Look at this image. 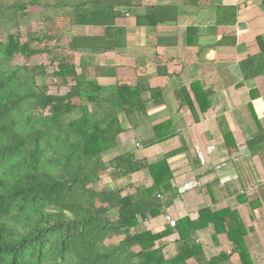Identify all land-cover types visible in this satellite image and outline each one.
Instances as JSON below:
<instances>
[{
	"label": "trees",
	"instance_id": "16d2710c",
	"mask_svg": "<svg viewBox=\"0 0 264 264\" xmlns=\"http://www.w3.org/2000/svg\"><path fill=\"white\" fill-rule=\"evenodd\" d=\"M131 1L0 0V15L12 8L9 13L26 15L34 8L46 22L61 21L66 33L75 26L103 28L101 36L68 33L51 59L55 69L49 75L56 87L67 89L62 94H50L36 83L37 76L47 74L44 65L13 63L17 57L51 55L46 46L31 45L48 41V35L29 34L21 41L16 30L0 41V264H190V258L216 264L225 256L206 259L193 238L209 222L213 235H226L241 264H251L235 211L204 207L195 220L182 218L171 229L153 233L143 227L141 221L160 215L171 202L167 156L147 163L127 152L104 161L116 147L123 122L134 127L145 113L143 93L154 99L160 92L138 83L99 84L91 77L113 75V68H84L74 62L75 54L122 47L125 30L114 24L121 15L116 8ZM174 18L169 8L148 7L136 23L155 26ZM152 130L143 145L174 135L168 122ZM263 140L258 132L247 147L254 152ZM141 170L148 171L150 185L110 188L101 182L105 174L120 178ZM173 229L176 253L166 258L158 241Z\"/></svg>",
	"mask_w": 264,
	"mask_h": 264
},
{
	"label": "crops",
	"instance_id": "0c3cea01",
	"mask_svg": "<svg viewBox=\"0 0 264 264\" xmlns=\"http://www.w3.org/2000/svg\"><path fill=\"white\" fill-rule=\"evenodd\" d=\"M131 2L116 8L121 15L114 24L125 30L122 47L75 54L74 62L84 68H113V75L91 77L99 84L138 83L160 92L154 99L143 93L145 113L134 127L123 122L108 160L127 152L147 163L167 156L171 202L160 215L141 221L145 229L165 230V215L177 222L195 220L204 207L229 209L243 226L251 264H264V140L254 152L247 147L258 132L264 138V0ZM160 6L175 18L155 26L136 23L146 8ZM70 32L101 36L103 28L75 26ZM161 122H168L174 135L143 145ZM115 179L132 186L151 183L147 170ZM187 182L195 186L181 191ZM213 234L210 222L194 232L204 257L223 254L216 264H241L226 235ZM177 239L173 229L158 241L166 258L176 253Z\"/></svg>",
	"mask_w": 264,
	"mask_h": 264
},
{
	"label": "rangeland",
	"instance_id": "374dc122",
	"mask_svg": "<svg viewBox=\"0 0 264 264\" xmlns=\"http://www.w3.org/2000/svg\"><path fill=\"white\" fill-rule=\"evenodd\" d=\"M7 4H9V2H7ZM13 10V8L8 9L7 11H3V14L0 15V41H4L7 34L14 33L16 30H18L21 36V41H25L29 34L37 35L41 38L48 35L50 37L48 41L45 42L44 40L41 43L32 42L31 45L38 47L46 46L47 49H51V55L42 53L40 55L30 57L29 59L17 57L13 59V63L18 65H44L47 74L45 76H37L36 83L38 85L46 86L48 93L50 94L64 93L67 89L64 87H56L52 81V77L49 75L52 70L55 69V62L51 63V59L55 56V54L61 52L60 47L64 46L68 40L69 34L64 32V30L61 28L63 27V23L61 21L46 22L40 19L37 10L34 8L27 9L28 11H26V15L17 11L14 14L9 13ZM107 160L108 156L106 155L104 156L105 163ZM101 182L110 188L119 187L126 184L123 180L108 178L104 175L101 178Z\"/></svg>",
	"mask_w": 264,
	"mask_h": 264
},
{
	"label": "built area",
	"instance_id": "2783aa9c",
	"mask_svg": "<svg viewBox=\"0 0 264 264\" xmlns=\"http://www.w3.org/2000/svg\"><path fill=\"white\" fill-rule=\"evenodd\" d=\"M135 146L137 148H140V146L138 144H136ZM193 186H195V182H187V183H184L182 185L180 190L184 191L186 189L192 188ZM157 197H158V195H157ZM165 222L170 228H174L175 227V224H176L175 220L173 218H171L170 216H168V215H165Z\"/></svg>",
	"mask_w": 264,
	"mask_h": 264
}]
</instances>
